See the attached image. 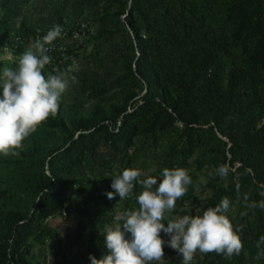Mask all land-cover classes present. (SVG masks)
I'll use <instances>...</instances> for the list:
<instances>
[{"label": "rangeland", "instance_id": "rangeland-1", "mask_svg": "<svg viewBox=\"0 0 264 264\" xmlns=\"http://www.w3.org/2000/svg\"><path fill=\"white\" fill-rule=\"evenodd\" d=\"M7 1L0 0V22L5 23L0 26V36L8 26L16 28L21 22V18L14 15L16 7L22 10L21 16L32 23L38 16L49 14L47 6L54 4L61 9L65 2L61 13L69 14L71 23L75 18H90L94 22L91 23L93 33L84 51L75 56V61L68 67L77 77L78 83L71 84L62 95L58 113L50 116L23 141L22 147L15 150L18 155H0V212L11 211L26 217L32 213L36 204L32 190L34 179L49 175L50 158L47 155L60 149L71 138L72 120H91L96 113L109 112L115 104H126V113H129L139 103L144 92L141 85L128 84L125 80H122L121 86L118 85V80L126 74L123 59L118 55L126 51L128 37L123 23L131 0H16L20 3L15 4ZM238 2L239 0H222L220 4L231 13L237 9ZM123 10L125 11L120 17V23H117L118 30L107 33L100 29V18L103 14ZM225 26L227 30L240 28L236 23H226L223 27ZM142 31L145 34V30ZM241 40L242 38L238 39V44ZM1 60L4 59L0 50V70L11 67L9 63ZM261 65L264 66V62ZM226 73L222 77L223 88L229 82ZM229 84L235 89L229 92V102L221 110L205 112L204 106H199L196 110L191 105L192 112L203 116L198 125L194 124L185 129L183 124L176 122L168 130L141 129L127 146L117 142L115 145L106 143L96 147L93 159L98 168L95 173L76 174L61 197L64 200L61 211L44 219L37 231L30 232L23 254L26 262L91 264L90 254L97 259L102 258L106 252L105 235L102 234L104 226L112 224L116 214L121 212L120 199L115 196L110 200L106 194L114 191L111 188L112 178L125 168H139L154 176H159L165 167L187 168L193 182L188 186L187 194L177 201V210L172 215L178 214L181 207L187 213L202 214L208 207H214L220 202L224 196L223 191L231 182H239L242 197L247 193L256 201L261 196L260 192L264 191V184L257 183L250 170L237 172L240 165L238 162L232 166L228 163L231 159V144L248 141V134L254 133L252 123L249 124L247 120L248 113L243 117L238 113L236 105V99L244 94L241 89L246 88V84H235L234 81ZM260 95L264 97V92ZM248 101L251 102L249 90L241 104H247ZM197 103L200 100L193 104ZM123 120V116L115 119V125L110 126L113 133H117ZM263 123L264 115L258 127ZM223 163L234 169L226 181L208 175L209 172L214 173L215 168ZM94 191L98 193L96 199L92 196ZM241 196L228 197L231 201L228 216L234 226H242L239 235L243 249L238 256H223L222 264H264V255L258 258L257 253L249 258L250 251L258 249L256 242L259 237L264 235V210L247 209ZM245 211L248 214L241 216ZM64 212L68 214L67 218L64 217ZM9 225L10 222L2 219L0 233L9 235ZM127 236L130 238V234ZM161 237L165 241L170 239L163 232ZM211 253L197 252L192 264H212L208 259ZM241 258L245 259L244 263L237 262ZM163 259V264H181L182 256L165 243Z\"/></svg>", "mask_w": 264, "mask_h": 264}, {"label": "trees", "instance_id": "trees-1", "mask_svg": "<svg viewBox=\"0 0 264 264\" xmlns=\"http://www.w3.org/2000/svg\"><path fill=\"white\" fill-rule=\"evenodd\" d=\"M220 2L222 0H131L123 23L128 37L126 51L118 55L123 59L126 74L118 80V85L121 86L122 80L141 85L144 95L129 113H126V104H115L109 112L96 113L91 120H72L71 138L47 155L49 175L34 179L32 190L36 204L32 213L23 217L11 211L0 212V226L2 219L10 222L9 235L0 233V264H28L23 256L28 235L37 231L44 219L61 211L64 203L61 197L76 174L95 173L98 168L93 159L96 147L117 142L127 146L141 129L168 130L176 122L185 129L198 125L203 116L192 112L191 105L196 110L204 106L205 112L221 110L229 102V92L235 89L230 81L246 84L236 105L243 117L248 113L247 120L252 123L254 133L248 134V141L231 144L228 163L232 166L238 162L237 172L250 170L256 182L264 184V123L258 127L264 115V100H259L264 99L260 95L264 92V66L261 65L264 62V0H239L237 9L231 13ZM64 6L65 2L61 9L54 4L47 6L49 14L38 16L32 23L23 18L22 10L16 7L14 15L21 18L20 34H31L35 27L60 25L63 19L70 22L69 14L61 13ZM124 11L103 14L100 29L107 33L118 30L117 23ZM73 20L72 23L94 24L90 18ZM226 23L239 24L240 28L227 30L223 27ZM4 24L0 22V26ZM247 27L249 29L245 30ZM13 28L4 29L0 41ZM225 72L229 82L223 88ZM248 90L251 102L242 105ZM197 100L200 103L193 104ZM121 116L124 120L117 133H113L110 126ZM236 184L231 182L223 191V197L241 196ZM252 199L249 196V202ZM261 199L264 197L258 196L256 201ZM257 253L258 249L251 250L249 258ZM222 258L223 255L214 252L208 255L212 264H222ZM237 262L244 263L245 259Z\"/></svg>", "mask_w": 264, "mask_h": 264}, {"label": "clouds", "instance_id": "clouds-1", "mask_svg": "<svg viewBox=\"0 0 264 264\" xmlns=\"http://www.w3.org/2000/svg\"><path fill=\"white\" fill-rule=\"evenodd\" d=\"M62 33L60 25H53L43 37L28 44L15 68L0 70V155H18L15 150L38 126L58 113L62 95L71 84L78 83L70 69L55 70V74L47 76L42 72L52 61L46 46ZM232 171L229 164L223 163L208 175L226 181ZM192 182L184 167H165L159 176L134 167L123 169L112 178L114 191L106 195L111 200L118 194L120 201L134 197L137 207L117 213L113 223L104 226L106 252L100 259L90 254L91 264H163L165 243L182 256L181 264H192L197 252H214L226 258L240 255L242 226H234L229 218L231 201L227 196L202 214L193 215L181 207L178 214L172 215ZM136 185L140 186L139 193L133 191ZM239 187L237 182L238 194ZM260 195L264 197V191ZM243 203L247 209L264 210V199L249 202L247 193ZM247 214L245 211L241 216ZM161 232L170 239L165 241ZM262 245L264 235L256 242L258 258L264 255Z\"/></svg>", "mask_w": 264, "mask_h": 264}, {"label": "built area", "instance_id": "built-area-1", "mask_svg": "<svg viewBox=\"0 0 264 264\" xmlns=\"http://www.w3.org/2000/svg\"><path fill=\"white\" fill-rule=\"evenodd\" d=\"M60 26L63 29L61 37H58L51 45H47L50 50L47 54L52 58L51 63L45 66L42 70L43 74L47 76L48 73L55 74V70L63 71L68 69L70 64L75 61V56L81 54L90 39L93 30L89 22L79 21L71 23L67 19L62 20ZM48 28L35 27L33 33L23 36L19 32V26L14 27L12 30L7 31L5 37L0 41V50L3 55L1 61H5L15 68L17 66L18 57L25 51L28 44L38 37H43ZM2 92V90H0ZM76 185H74L75 187ZM140 186L136 185L134 193H139ZM97 192H93V198L97 197ZM119 198L118 194L116 195ZM96 199V198H95ZM120 199V198H119ZM121 212L137 207L134 197L127 200L120 201ZM67 218L68 214L63 213Z\"/></svg>", "mask_w": 264, "mask_h": 264}]
</instances>
